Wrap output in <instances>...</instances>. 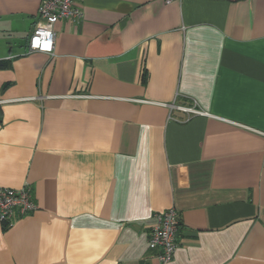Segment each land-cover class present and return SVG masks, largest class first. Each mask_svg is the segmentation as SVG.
I'll list each match as a JSON object with an SVG mask.
<instances>
[{"label":"crops","instance_id":"0c3cea01","mask_svg":"<svg viewBox=\"0 0 264 264\" xmlns=\"http://www.w3.org/2000/svg\"><path fill=\"white\" fill-rule=\"evenodd\" d=\"M41 1L0 0V186L37 204L0 264H162L169 207L165 264H264V0H75L52 55Z\"/></svg>","mask_w":264,"mask_h":264},{"label":"built area","instance_id":"2783aa9c","mask_svg":"<svg viewBox=\"0 0 264 264\" xmlns=\"http://www.w3.org/2000/svg\"><path fill=\"white\" fill-rule=\"evenodd\" d=\"M83 12L75 0H42L37 9V20L28 38V50L52 55L54 52V25L60 20L80 22ZM187 114H202L194 106L171 105ZM37 209L32 198L30 184L19 188L0 186V222L12 227L16 220ZM155 223L148 233V247L157 249L156 258L162 264L168 263L176 250V233L179 212L169 207L154 214Z\"/></svg>","mask_w":264,"mask_h":264},{"label":"trees","instance_id":"16d2710c","mask_svg":"<svg viewBox=\"0 0 264 264\" xmlns=\"http://www.w3.org/2000/svg\"><path fill=\"white\" fill-rule=\"evenodd\" d=\"M4 64V62L0 61V66H2Z\"/></svg>","mask_w":264,"mask_h":264}]
</instances>
